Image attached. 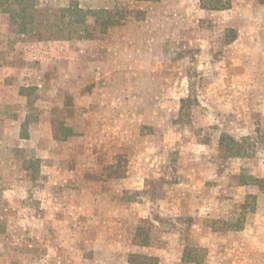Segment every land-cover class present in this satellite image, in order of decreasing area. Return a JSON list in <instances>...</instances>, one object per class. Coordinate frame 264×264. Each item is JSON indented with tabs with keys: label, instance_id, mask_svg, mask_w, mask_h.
Returning a JSON list of instances; mask_svg holds the SVG:
<instances>
[{
	"label": "crops",
	"instance_id": "0c3cea01",
	"mask_svg": "<svg viewBox=\"0 0 264 264\" xmlns=\"http://www.w3.org/2000/svg\"><path fill=\"white\" fill-rule=\"evenodd\" d=\"M150 7L155 26L170 27L174 37L188 29V39L219 45L233 62L234 82L201 86L208 97L216 92L203 104L212 113L178 123V84H147L143 66L115 71L108 51L106 60L83 64L90 65L83 78L64 63L75 62L67 45L18 39L0 13V264H128L129 255L182 261L181 230L171 222L157 234L165 244L137 242L150 218L147 186L167 153L182 181L163 182L158 220H190V245L206 251L207 264H264V154L224 152V114L216 110L233 103L264 110V0H154ZM153 90L174 93L147 101ZM218 221L232 227L214 229Z\"/></svg>",
	"mask_w": 264,
	"mask_h": 264
},
{
	"label": "rangeland",
	"instance_id": "374dc122",
	"mask_svg": "<svg viewBox=\"0 0 264 264\" xmlns=\"http://www.w3.org/2000/svg\"><path fill=\"white\" fill-rule=\"evenodd\" d=\"M112 2L115 3L113 8L105 9ZM153 2L154 0H0V9H2L0 13L3 21L8 22L9 33L19 34L18 39L23 38V40L34 42L60 41V46L67 45L68 49L74 52L75 62L71 63L68 59H64V63L67 68H72L71 64L74 65L83 78L85 74L82 70L85 71L90 67L83 64L91 59L106 60L105 52L108 51L109 60L113 59V67H117L115 71H119L122 66H128L127 64L133 68L143 66L147 84H154L155 87L159 83L163 86L169 83L178 84L177 97L184 99L179 106L180 114L176 115L178 116L176 121L190 123L203 109H207L208 113L213 111L212 106L210 109L208 106L203 107V104L205 102L208 104L211 96L214 99L216 92L208 97L209 91L201 90L202 85L213 86L223 83L228 86L235 81L233 62L227 61L229 58L226 53L225 57L228 59L224 60V57H221L223 52L219 54V45L209 44L208 46L201 41H194L191 37L188 39L191 36L188 29H177L175 31L177 36L174 37L173 29L170 27L155 26V22L152 21L154 11L150 7ZM203 30L212 32L214 35L213 28L205 27ZM205 32L204 34L207 35L208 33ZM56 45L57 43L52 44L49 48L57 50L54 47ZM208 50L212 71L207 73L203 54ZM131 52L143 53L146 58L132 60ZM121 53H127V55L122 58ZM136 62L138 63L135 64ZM219 62L225 69L221 68L218 71ZM137 75L134 76L135 83L141 77ZM122 78L127 81L126 76ZM105 82L102 81L103 84H106ZM187 85H189L188 90ZM154 93L160 94L161 98H167L174 92L148 91L145 94L147 101L154 99ZM84 94H89V90H86ZM224 94L221 92L222 97L226 96V99L223 98L225 102L229 97ZM129 97H136V92L134 95L131 93ZM217 105L216 110L219 116L224 114L218 126L224 132L221 138V149L224 152L245 156L255 154L263 156L264 140L259 134L264 131V128L261 129L256 120L264 122V110L253 111L248 107H239L236 103L225 108H222L221 104ZM152 109L156 113L162 110L160 107H152ZM173 158L172 153L166 154V160L161 163V170L157 172L156 179H151L147 186L146 200L149 204L150 218L139 225L137 242L165 244L166 242L159 239L160 236L157 234L169 230L171 222L172 228L177 226L181 230L177 245L183 248V256L182 261L178 260L176 264H207L206 260L209 259H207L206 251L190 245V235L187 232L190 220L185 218L158 220L160 217L157 215L156 201L164 196L167 188L163 182L166 181L169 184L170 181H182L181 172L177 171L173 165L176 158ZM262 191L264 192V185ZM128 197L132 199L134 195L131 194ZM156 218L157 225H155ZM227 222L218 221L213 228L232 227L231 221L229 224ZM234 222L233 226L238 225L241 219H236Z\"/></svg>",
	"mask_w": 264,
	"mask_h": 264
},
{
	"label": "trees",
	"instance_id": "16d2710c",
	"mask_svg": "<svg viewBox=\"0 0 264 264\" xmlns=\"http://www.w3.org/2000/svg\"><path fill=\"white\" fill-rule=\"evenodd\" d=\"M141 244L146 245L147 242ZM128 264H158L157 259L148 257V256H140V255H129L127 259Z\"/></svg>",
	"mask_w": 264,
	"mask_h": 264
}]
</instances>
